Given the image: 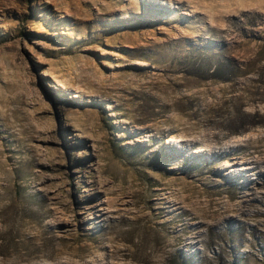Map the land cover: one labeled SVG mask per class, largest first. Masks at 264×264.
Returning <instances> with one entry per match:
<instances>
[{"label": "rangeland", "instance_id": "1", "mask_svg": "<svg viewBox=\"0 0 264 264\" xmlns=\"http://www.w3.org/2000/svg\"><path fill=\"white\" fill-rule=\"evenodd\" d=\"M100 258L264 264V0H0V264Z\"/></svg>", "mask_w": 264, "mask_h": 264}, {"label": "bare ground", "instance_id": "2", "mask_svg": "<svg viewBox=\"0 0 264 264\" xmlns=\"http://www.w3.org/2000/svg\"><path fill=\"white\" fill-rule=\"evenodd\" d=\"M200 149H203V147H200L199 148V150ZM243 168H249L248 166H244ZM247 179H245L244 181H246ZM115 249V248H114ZM62 252H64L63 250H61V249H59V250H57V251H54V252H52V253H50V254H48V257H50V258H56V257H58L59 255H60V253H62ZM49 253V252H48ZM112 253L114 254V255H116V253H119L118 252V250H114V251H112ZM112 254V255H113ZM111 255V256H112ZM121 255V254H120ZM47 257V258H48ZM31 258V257H30ZM82 258V257H81ZM131 258H133L134 259V256L133 255H131ZM72 259V258H71ZM137 259V258H136ZM20 260H24V258H23V256H20V258L16 261V262H18V261H20ZM27 260V259H26ZM82 260V259H81ZM95 260V259H94ZM135 260V259H134ZM73 263H85V261L83 260L82 262H75V260L73 259V260H71ZM70 260H68L67 259V261H66V259L65 260H61V261H58V262H55V263H53V264H71L72 262H71ZM77 261V260H76ZM29 263L31 262V260H29L28 261ZM96 263H94V264H107L106 263V261H104V259L103 258H100V260L99 259H97L96 261H95Z\"/></svg>", "mask_w": 264, "mask_h": 264}]
</instances>
